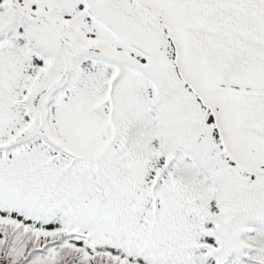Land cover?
Listing matches in <instances>:
<instances>
[{"label": "snow or ice", "instance_id": "obj_1", "mask_svg": "<svg viewBox=\"0 0 264 264\" xmlns=\"http://www.w3.org/2000/svg\"><path fill=\"white\" fill-rule=\"evenodd\" d=\"M0 264H264V0H0Z\"/></svg>", "mask_w": 264, "mask_h": 264}]
</instances>
